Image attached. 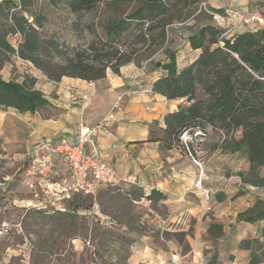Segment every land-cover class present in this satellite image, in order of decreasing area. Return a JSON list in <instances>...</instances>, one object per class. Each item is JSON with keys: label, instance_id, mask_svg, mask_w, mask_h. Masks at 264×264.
<instances>
[{"label": "crops", "instance_id": "1", "mask_svg": "<svg viewBox=\"0 0 264 264\" xmlns=\"http://www.w3.org/2000/svg\"><path fill=\"white\" fill-rule=\"evenodd\" d=\"M212 2L214 5H210L219 10L237 7L248 12L264 11V0ZM251 29L255 26L241 24L234 28ZM188 45L187 54L179 50L180 64L192 61L199 53ZM158 76L159 71H142L139 66H122L120 73L109 68L104 78L94 81L68 76L53 81L37 76L35 87L44 92L50 105L35 112L0 107V138L11 146L10 151L25 155L21 182L24 195H12L8 189L16 182L14 173L10 182L0 186L3 195H7L3 199L22 207L44 203L63 210V200L46 195L43 190L47 184L57 188L59 174L68 167L65 160L56 158L57 172L42 180L25 176L30 155L41 140L62 136L72 139L81 125H95L114 109V123L101 131L97 141L110 153L107 163L132 182L104 187H119L140 209L146 206L143 217L150 223L148 233L140 231V226L131 229L127 223L121 224L137 238L131 245L127 264H172L173 257L179 258V264H211L213 256L217 264H251L253 255L257 257L255 264H264V218L253 222L238 219L257 200H264V185L243 180L241 173L249 170L250 161L246 154L224 147L223 132L206 129L207 134L211 132L217 137L205 138L195 150L201 164L195 163L182 146L166 145L162 139L165 115L177 109L182 100H169L155 92H134L139 90L135 78L152 84ZM118 101L119 106L115 107ZM240 135L238 131L236 136ZM87 149L90 151V145ZM199 179L203 189L210 192L208 198L203 189L196 187ZM31 181L36 188L30 186ZM93 207L106 225L117 226L97 202ZM213 223L223 225L222 235L210 236Z\"/></svg>", "mask_w": 264, "mask_h": 264}, {"label": "trees", "instance_id": "2", "mask_svg": "<svg viewBox=\"0 0 264 264\" xmlns=\"http://www.w3.org/2000/svg\"><path fill=\"white\" fill-rule=\"evenodd\" d=\"M38 1L0 0V70L11 52L31 62L50 80L68 76L94 81L104 78L109 68L120 73L123 65L141 53L152 55L161 49L164 57L151 67L159 76L151 85L155 93L169 100H182L165 115L162 139L166 145L180 147L181 133L197 126L223 132L224 147L246 154L250 161L249 170L241 173L243 180L264 185V30L227 32L215 24H202L186 39L198 55L180 64L179 50L166 45L169 26L188 17L190 13L185 15V11L194 10L202 0H50L65 3L76 16L75 31L83 34L86 30L88 42L70 54L55 35L46 34L45 15L38 9ZM94 10L97 19L82 24L85 13ZM4 19L10 20L9 26ZM9 35L18 36L17 46ZM60 56L62 60L56 58ZM35 82L36 78L30 82L6 79L0 72V107L35 112L50 105ZM85 197L74 194L63 211L72 225L78 224L80 211L85 213L95 204ZM262 218V199L238 215L239 220L249 222ZM209 233L222 235L223 225L211 224ZM256 258L253 255L251 264ZM210 263L217 264L216 256Z\"/></svg>", "mask_w": 264, "mask_h": 264}, {"label": "rangeland", "instance_id": "3", "mask_svg": "<svg viewBox=\"0 0 264 264\" xmlns=\"http://www.w3.org/2000/svg\"><path fill=\"white\" fill-rule=\"evenodd\" d=\"M212 1L214 0H202L194 10L185 11V15L190 13L188 17L184 16L169 26L167 47L187 54L189 45L186 39L200 25L211 23L231 32L239 25L238 23L227 25V20L223 19L219 21L213 13L216 8L210 5H214ZM37 7L45 15L46 34L55 35L64 50L71 54L73 48L88 42L86 30L81 34L73 28L76 16L65 3L39 0ZM97 15L96 10L86 12L81 23L97 19ZM3 22L6 26L10 24V20L4 19ZM8 38L17 46L18 36L9 35ZM8 54L9 57L1 68L4 77L25 79L29 82L37 76L47 78L39 68L17 53ZM163 57L161 49L152 55L143 52L138 58L123 66H139L142 71H147L154 66L156 60ZM56 58L63 59L62 56ZM213 136L217 137L210 132L205 138ZM10 147L0 138V186L10 182L9 178L16 173L14 174L16 182L8 189L13 192L12 195L15 193L24 195L21 182L24 178L22 172L25 155L22 156L21 151H10ZM104 186L106 185L98 188L94 194L86 195L85 198L88 203L97 202L105 213L113 217L117 223L114 227L106 225L102 217L93 212L94 207L90 209L92 212L80 211V217L76 219L78 224L72 225L63 212L65 209H55L51 206L36 210L37 206L33 205L22 207L13 201H5L3 198L7 195L0 191V223L6 220L14 225L11 234L0 236V264H127L132 251L131 245L137 238L131 231L123 229L121 224L127 223L131 229L140 226V231L148 233L150 223L143 217L146 206L140 209L119 187ZM69 200L64 199L60 202L62 206L58 204V207L68 208ZM43 209L45 211H40Z\"/></svg>", "mask_w": 264, "mask_h": 264}, {"label": "built area", "instance_id": "4", "mask_svg": "<svg viewBox=\"0 0 264 264\" xmlns=\"http://www.w3.org/2000/svg\"><path fill=\"white\" fill-rule=\"evenodd\" d=\"M213 13L218 20H227V25L230 23L251 24L255 26V29L264 30V11L260 9L248 12L237 7H229L224 9L222 13ZM229 31L227 30V32ZM135 79L136 84L139 85V90H135V93L138 91L144 94L154 93L151 84H145L138 78ZM119 101L115 107L119 106ZM115 116L116 113L113 109L97 124L92 126L81 125L72 139L68 136H62L61 138L41 140L34 153L30 155L31 160L25 168V176L48 180L54 172H57L56 158L64 159L68 167L66 172L59 174L57 188L53 189L51 184H47L43 190L44 194L57 196L59 200L71 199L76 193L94 194L103 185L132 182L129 176L120 174L107 163L110 153L104 150L97 141L101 131L112 126ZM206 135L205 128L201 126L186 129L180 135L181 146L195 163L201 164L195 156V150L200 148ZM88 145L91 147L90 151L87 149ZM30 186L36 188V183L31 181ZM196 187L203 189L202 179L198 180ZM203 190L205 197L208 198L210 192L206 189ZM36 206L40 209L41 207L47 208L48 205L39 203ZM13 227L14 225L9 221H2L0 223V236L4 237L11 234ZM171 262L172 264H179V258L173 257Z\"/></svg>", "mask_w": 264, "mask_h": 264}]
</instances>
